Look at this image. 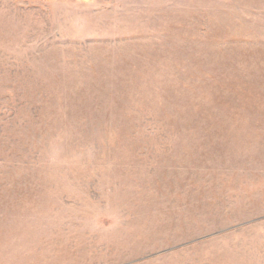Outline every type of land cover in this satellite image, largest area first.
Wrapping results in <instances>:
<instances>
[{"label": "rangeland", "instance_id": "obj_1", "mask_svg": "<svg viewBox=\"0 0 264 264\" xmlns=\"http://www.w3.org/2000/svg\"><path fill=\"white\" fill-rule=\"evenodd\" d=\"M0 264H264V0H0Z\"/></svg>", "mask_w": 264, "mask_h": 264}]
</instances>
